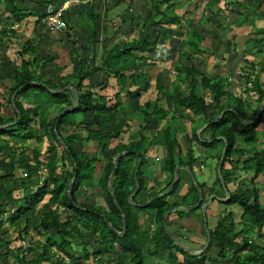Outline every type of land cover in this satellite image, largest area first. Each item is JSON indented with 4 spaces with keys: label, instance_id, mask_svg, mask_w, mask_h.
I'll list each match as a JSON object with an SVG mask.
<instances>
[{
    "label": "trees",
    "instance_id": "trees-1",
    "mask_svg": "<svg viewBox=\"0 0 264 264\" xmlns=\"http://www.w3.org/2000/svg\"><path fill=\"white\" fill-rule=\"evenodd\" d=\"M60 1L0 0V58L6 59L4 54L10 43L9 36L15 34L17 25L31 15L36 16L35 23H42L45 4ZM196 1L189 0L188 4L197 7ZM220 1L205 0L201 16L194 21L184 18L189 12L186 8L181 14L174 12L177 0H145L147 15L141 23L131 25L134 32L109 47L103 40L98 59L95 46L99 42L101 14L96 10L94 0L87 1L82 5L83 11L78 19L79 22L85 21L81 24L84 36H80L69 22L61 30L65 40L72 45L68 53L71 69L64 74L57 72L60 67L54 63L55 54L40 51L34 37L23 38L17 51L19 64L8 73L0 74V84L7 91L3 99L11 110V113L0 111V125L13 122L0 127V264H82L83 260L102 255L107 257L106 264H264V246L254 241V237H261L264 232V205L259 200L255 181L258 176H264V147L257 145L260 133L257 127L264 122V87L258 74L251 77L242 68V76L246 75L244 89L253 91L255 99L237 95L228 90L229 80L224 73L203 69L201 57L203 53L212 54L209 50L211 42L205 45L206 35L202 30L210 23L205 14L207 11L212 13L215 10L223 16L215 21L223 38L231 24H244L245 9L247 16L250 13L253 16L260 1L247 5L244 0H223L224 8L219 6ZM250 7L253 8L251 12L248 11ZM227 8L236 14L232 21L223 13ZM65 19L67 22L66 14ZM197 25L202 27L201 30L195 27ZM106 31L104 26L102 33L106 35ZM182 33L180 46L175 49L171 61L174 76L169 87L163 83L161 70L158 71L154 83L155 97L138 104L137 135L126 141L131 125L122 103L132 98V94H140V89L133 93L128 86L140 81L141 88H145L143 83L147 78L143 68L155 66L156 60L151 58L152 55L157 50L164 51L162 44ZM248 40L253 43L249 48L264 54V28L256 30ZM87 48L89 51L82 55L81 52ZM244 62L255 68L253 62L247 59ZM51 63L55 73H59L56 78L55 73L51 76L44 74L46 65ZM213 67L218 66L215 64ZM99 75L104 78L92 82L90 78ZM111 77L116 82L113 96L98 93L96 88L104 90ZM66 85L77 90L78 105L72 111H65L58 119L61 109L72 104L73 95L69 90L52 92L50 89ZM16 89L12 103L11 95ZM165 90L168 92L165 100L170 108L162 103ZM2 106L0 101V110ZM162 121L163 125L159 126ZM188 123L191 124L190 130L187 129ZM205 124L198 136L196 131ZM150 125L159 128L155 127L152 133L149 132ZM181 133L188 142L185 147L178 137ZM116 138L119 140L110 146L112 139ZM28 140H33L35 145L26 147ZM44 141L48 144L41 152L40 144ZM75 142H92L94 150L75 149ZM239 143L243 146L237 147ZM155 145L162 146L164 151L161 169L166 180L158 190L161 177L154 178L149 170L144 169L147 162L144 154L148 147ZM195 145L215 150L218 159L214 167L215 179L209 187L205 181H196L202 194L199 205L193 209L175 210L178 216L199 210L207 199L204 194L206 188L207 196L210 193L225 196L217 175L220 159L225 187L235 174L239 177L237 171L252 174L249 185L244 183L242 191H229L226 187L230 198L225 202L216 201L224 206H240L237 220L231 210H222L211 227L208 207L206 209L210 231L206 248L215 249L212 255L204 251L198 254L184 251L174 244L163 227L165 211L196 202L197 191L193 182L189 180L184 193H181L184 180L180 177L170 192L156 196L171 183L176 165L193 169L195 163L202 159V151L198 156L194 154ZM123 150L126 153L119 157L113 175V199L108 176L113 168V158ZM42 154L46 155L45 160L40 158ZM97 162H101V173L95 178ZM17 169L24 172L22 177H15ZM181 171L187 173L185 169H179ZM73 176L69 197L68 187ZM92 181L100 189L103 204L87 203L84 196L80 197L83 186ZM148 181L153 185H148ZM136 184L138 190L131 203L128 196ZM14 190L18 195L13 193ZM146 211L152 212L151 232L143 229L139 222V212ZM198 215L203 227L201 212ZM108 224L117 232L124 225V233L118 235ZM31 230L38 235H46L45 240L29 242L28 239L22 248L19 242ZM10 231L15 236L8 239L6 236ZM84 232L87 235L84 236ZM86 239L92 240L95 247ZM17 241L18 244L13 246ZM153 257L157 258L156 262L152 261Z\"/></svg>",
    "mask_w": 264,
    "mask_h": 264
},
{
    "label": "rangeland",
    "instance_id": "rangeland-1",
    "mask_svg": "<svg viewBox=\"0 0 264 264\" xmlns=\"http://www.w3.org/2000/svg\"><path fill=\"white\" fill-rule=\"evenodd\" d=\"M204 1L205 0H199L198 2L196 1L197 2V7H194L193 5H191V3L188 4L189 0H177L176 5L174 7V12L181 14L183 12V9L186 8V9L189 10V12H187V14L184 15V18H190V19H193L194 21H197L198 18L202 14ZM255 1L256 0H244V3H246L247 5H251V3L255 2ZM263 1L264 0H260V5H259V8H258L260 13H258L256 15L253 12V17H255L256 20L259 19V15L260 14H264V3H263ZM123 3L121 2L120 5L116 7V9L118 10V15L119 16L120 15L122 16V14L124 12H126L127 9H128V5L125 4V3L123 4ZM220 5H221L222 8L225 7V4H224L223 1L220 2ZM235 8H237L238 10H241V7H239V6H236ZM252 10H253V8H249L248 9V11H250V12ZM245 12H247L246 9H245ZM223 13L229 15L230 21H232L236 17V14L231 12V10H229V8L224 10ZM205 14L208 17L210 23L207 24V25L204 24L205 28H203L202 30H204L205 35H206V43H205V45L208 46V44H210V42H211L209 50L211 51L212 54H210V55L207 54V53L201 54V57L204 60L203 69H205V70H207L209 72L213 71L214 73L216 71L219 74L224 73V75H226L228 77V80H229V83L227 84V88H228L229 91H231V92H233V93H235L237 95H241L244 98L249 97L250 99H255V94H254L253 91H246L244 89V87H245L244 79H245L246 75H244V77L242 76V74L244 73L242 68H245V70L249 74H251V77H253V75L258 74V79L261 82L262 87H264V55L262 53H258V54L253 53V54L249 55V58L252 60V62L255 65V68H253V69L251 68L249 63L244 62L245 51H243V47L245 46L246 48L249 49V47L252 46V44H253L252 42L248 41V38L252 37V35L254 34V32L250 30V26L247 25L250 22L249 23L246 22L245 24H243L240 27L236 26L234 23L231 24L232 27H228V29L225 30V36H223V38H222L221 37L222 36L221 31L219 30V27H217V25L215 24V21H217V19H221L223 16L221 14L216 13L215 10L212 11V13L207 11ZM114 16H117V15L114 14ZM251 16H252V14H250V17ZM27 20H25L23 22H26ZM256 20H254V22H256ZM182 22H183L182 23L183 28H185L186 24L184 23V20ZM29 23L31 24V22H29ZM222 23H223V21H222ZM43 24H44V22H43ZM29 27H30V25L22 24V25L19 26V30L21 32H23V33L29 34V31H30V30L28 31ZM195 27L198 28L199 30H201V28H202V27H199V25H197ZM255 27H258V26L255 25ZM46 29H48V28L46 27ZM251 29H253V28H251ZM254 29H256V28H254ZM50 31H52V30H50ZM63 32L64 31H58V35L63 40H61V41L58 40L56 38L57 35L55 37L56 39H54L55 41L61 42V44L55 50L56 52H54V53H57V61L55 60V62L58 63L57 65L60 64V68L59 69H61V70L65 69V65L69 64L68 59H67V53L70 52L69 49L71 47L70 45H68L69 42L64 40L65 38H64V33ZM130 32H131L130 31V27H128L127 29H123V31L119 29V30H117V31H115L113 33L111 32V37L108 38L106 45L110 46L113 42H116L118 39H120L122 37H125L128 34H130ZM79 34L82 37L84 36L83 32H80ZM213 35H214V38H213ZM51 36L52 35H50V38L52 40ZM182 37H183V33H182V35L180 34L177 37V40L170 41V43H172V46L170 48H174V49L170 50L169 53H167L166 55L161 50L160 51L157 50L158 52H156L154 54L155 56L152 55L151 58H154L156 60V65L152 66L150 68V71H148L149 69H146L147 75L151 79V88H149V90H147L146 93L143 94L144 97L140 99V102L144 101L147 98L155 97L156 89L154 87V83H155V75H156V73L158 71L161 70L162 75H163V83L166 85V87H169V82L173 79V76H174V74L172 72L171 61H172V58H173V54L176 53L175 49L180 46V42L179 41L181 40ZM45 42H46V44H44L43 42H39L38 45L42 49H45L47 46L50 47L52 45V43L48 42L47 40H45ZM11 43L16 45V46L20 45L19 41L16 40V38H12L10 44ZM163 46H164V44H163ZM10 52L12 54H15L14 49L10 50ZM166 56H167V58H166ZM17 57H18V55H17ZM215 64L218 66L217 68L213 67V65H215ZM46 66H47L49 72L47 71V68H45L46 69V71L44 73L45 76H51L53 73L56 72V69L54 70V68L52 66V63L51 64H47ZM11 68H12V66L9 65V63H6L5 59L0 58V74L1 75H4V74L8 73ZM57 72H60V70H58ZM58 75H59V73H55V77L54 78H56ZM95 77L96 76H93L92 78H90L92 80V82H94ZM99 79H101V78H99ZM103 91L107 92L109 90L105 89ZM6 93H7V91H5L3 86L0 84V101L3 103V106L1 107L0 111H2L3 113L6 112V111L8 113H11V110H10L9 106L6 105V103H5L4 99H3V97L4 98L6 97ZM167 94H168V92L165 90V95L164 94L162 95V99H163L162 103L165 106L169 105L168 103H166ZM132 96H133L132 98L135 99V95L132 94ZM126 101H124V102H126ZM251 102L253 104V101H251ZM130 107L131 106L128 105V109L130 110L132 117H134V118H130V120H131V122L133 124H135L134 125L135 128H137L136 122L139 123L138 122L139 121V112H138V109H137V112L136 111L132 112V111L134 109H136V107H138V105L136 104V105L132 106V108H130ZM135 118H137V119H135ZM163 123H164V121H162V123H160V126ZM190 126H191V124L188 123V125H187V129L188 130H190ZM153 128H155V127H153ZM257 129L260 132L258 134L259 142H258L257 145L260 148H263L264 147V143H263V141H264V122L261 123L257 127ZM148 134H150V133H148ZM149 136H151V134ZM178 137H180V136L178 135ZM128 139H129V137L127 138V140L126 139L125 140L128 141ZM261 142H262V144H261ZM181 143H182V146H183V141L182 140H181ZM47 144L48 143L46 141H44L42 144H40L41 152H44ZM33 145H35V142L33 140H28L25 143L26 147H31ZM240 146H243L242 143H239L237 145V147H240ZM201 151L203 152V154H201L202 159H199L197 161V163L199 165L202 164L201 168H200V172H196L195 171L193 173V175H194V179L196 181H198V182L205 181L206 184H207L206 186L208 187V185L209 186L212 185V183H213V181L215 179L214 167H215V164L217 163L218 159H217V156L215 157V150H213V149H211L209 147L203 148V147L197 146V145L194 146V153H196L197 156L200 153H202ZM4 153H6V150L4 151ZM45 156H46L45 154H42V156L40 158L42 160H45ZM219 162H221V159L219 160ZM219 162H218V164H219ZM226 167L229 168L228 163L226 164ZM217 170H218V166H217ZM17 171H20V170H17ZM237 173L239 174V177H236L237 174H235L236 176L234 175L233 180H231L230 182H228L226 184V187L229 189V191L240 192V191H242L244 189V187H243L244 183L249 185L248 180H249V178H250V176L252 174H250L248 172H245V171H242V172H238L237 171ZM186 174H185L184 171L179 172V175L181 176V178L183 177V175H185L186 177L189 176V180L192 181V179H190V174H189L188 171H187ZM217 175H218V171H217ZM260 176H258L255 181H256V186L258 187L259 200L264 205V176H261V177ZM15 177H19V174L15 173ZM218 177H219V175H218ZM182 180H184V179L182 178ZM241 180L243 181L242 183H240ZM13 193L15 195H18V192L16 190H14ZM211 205H212V209L210 208V210H208V213L210 215V219H209L210 223L209 224H210L211 227L214 225V221H215L216 216H218L219 213L222 210H231L233 212L236 220H237V217H238V215H239V213L241 211L240 206H238L237 204L225 205V206L222 205V204H217L216 206L215 205L213 206V202H212ZM7 210L10 211V208H8ZM199 212H200V209L197 210L196 213L198 214ZM7 214H8V212H7ZM200 233H201V239H200V241L197 242L196 245L195 244L193 245L195 247H199L200 245H202L204 243L205 239H206L204 231L200 232ZM14 234L15 233L12 234L11 231H10V232H8L6 237L8 239H11L12 236H15ZM31 234H32L33 237L31 235H27V237H26L27 239H29V242L36 241V240H38L37 238H39V239L44 241L45 236H46V235H42V236L38 235L37 236L33 232H31ZM254 241L256 243H259L261 246H264V232H263V235L261 237H256V238L254 237ZM20 243H21V240H20L19 244ZM26 243H27V241H26ZM17 244H18V241L14 242L12 245H17ZM190 247H192V246H190ZM214 251H215V249L212 248V247L210 248V250H208L207 248L204 250V252L206 254H208V255H212L214 253ZM85 264H94L92 258L87 260V263H85ZM161 264H165V263L161 262ZM227 264H230V263L227 262Z\"/></svg>",
    "mask_w": 264,
    "mask_h": 264
},
{
    "label": "crops",
    "instance_id": "crops-1",
    "mask_svg": "<svg viewBox=\"0 0 264 264\" xmlns=\"http://www.w3.org/2000/svg\"><path fill=\"white\" fill-rule=\"evenodd\" d=\"M87 1H91V0H78L77 2H70L68 4V8H67L66 13H65L66 17H67L66 24L68 22L70 24L72 23L74 28H76V31L83 32V33H84V30L81 29V24H85V21H83V20L81 21L80 20V22H79L78 19H79V16H80L79 14L83 11L82 5L85 2H87ZM221 1H223V0H221ZM94 2H95L96 10L101 14V16H100V32H99V35H98L99 42L95 46L96 56H97L96 59H97L100 56V53H101L102 41L104 40V41L107 42L108 38L111 37V32H113V30H115V29L119 30L120 29V30L123 31V29H127L128 27H130L131 32L134 31V29H132L131 25H137V23H141V21L147 15L148 11L144 8L145 0H94ZM121 2L122 3L124 2L125 4H127L128 5V9H127L126 12H124L122 14V16L121 15L119 16L118 15V10L116 9V7L119 6ZM220 2H219V6L221 7ZM263 3H264V1H263ZM250 8H252V7H250ZM247 13L248 12H245V14H244V19L245 20H243V23L245 24L246 22L247 23L250 22L247 25L250 26V30L251 31H253L255 33V31L258 30V28H264V19H263L264 18V14H260L259 15V19L256 20L255 17H253V16L250 17L251 13L248 16H247ZM258 13H260L259 9H257L255 14L257 15ZM114 14H116L117 16H114ZM27 19L28 20L26 22H21V24H19V25H17L15 27V34L9 36L10 42H11L12 38H16V40H18L19 44L21 45V41L23 40L24 37H26V36L34 37V39L36 40V45L39 48V50L42 51V52H49L50 51L51 53L55 54L56 55L55 60L57 61V53H54V52H56L55 50L61 44V42L55 41L54 39L57 38L60 41L63 40L58 35V31H50V30L46 29V27L43 24V22L42 23H35L36 16H34V15L29 16ZM254 20H256V22H254ZM29 22H31V24ZM22 24L30 25V27L28 28V31L30 30L29 34L23 33V32H21L19 30V26L22 25ZM242 25L243 24H241V26ZM255 25H257L258 27H255ZM104 26H106V28H107V31H106L107 34L106 35H105V32L102 33V29L104 28ZM238 27H240V26H238ZM251 28H253V29H251ZM254 28H256V29H254ZM50 35H52L51 36L52 40L50 38ZM56 35H57V37H56ZM45 40H47L48 42H51L52 45L50 47L47 46L45 49H42L38 45V43L39 42H43L44 44H46ZM173 40H177V36H175ZM165 43H164V49L165 50L163 52L166 55L167 53H169V49L172 46V43H170V41L169 42H165ZM20 45L16 46V45H14L12 43L11 44L9 43L8 47L5 50V54H4L5 57L4 58H6L5 59L6 63H9V65H11L12 68L15 67L17 64H19V58L17 57V51L20 48ZM68 45L71 46L70 49H69L71 51L72 45L70 43H68ZM12 49H14L15 54H12L10 52V50H12ZM88 51H89V48H87V50L85 52H83V53L81 52V54L84 55ZM243 51H245V58L244 59H247V60H249L251 62H252V60L249 58V55L253 54V53H255V54L259 53V52H255L253 50V48L247 49L245 46L243 47ZM166 58H167V56H166ZM67 59H68V62H69V54L68 53H67ZM55 60H54V63L56 65L58 63L55 62ZM58 66L60 67V64ZM70 69H71L70 64H67V65H65V69H62V70L58 69V70H60L61 74H64V73L70 72ZM146 69H149L148 71H150V68L149 67H144L143 70H142V72L146 75V78H147V81L143 83L145 88H143V89L141 88L140 81H138L137 84H135V85L133 84V85L128 86V90H131L133 93L140 89L139 90L140 94H139V96H135V99L134 98H128L127 101L125 100L126 102L122 103L123 109L126 112L128 118H129V123L131 125L130 126V129H131L130 132L131 133H130L129 138H133V139L137 135V128H135V126H134L135 124H133L131 122V120H130V118H134V117H132L131 112L128 109V105H130L131 106L130 108H132V106H134L136 104L138 105L139 103H142L143 101L140 102V99L143 98L144 97L143 94L146 93V91L149 90V88H151V79H150V77H148ZM99 78L103 79L104 76L103 75H99L98 77H95V81H99L100 80ZM86 82H87V80H86ZM108 83H109L108 87H106L105 89H108L109 91H107V92L105 91L104 92L103 90H99V87L96 88V91L98 93H100V94H105V95H107L109 97H112L113 94L116 91L115 79L112 78V77L108 78ZM131 97H133V96L131 95ZM169 106L168 107L165 106V107L166 108H170ZM137 109H138V107H136V109H134L132 112H134V111L137 112ZM135 119H137V118H135ZM138 124L139 123L136 122V126H138ZM159 126H160V124H159ZM159 126L150 125L149 126V132H152V133L155 132L156 128H153V127L159 128ZM190 128H191V126H190ZM179 139H180V141L181 140L183 141V146L184 147L187 146L188 142H187L186 139H184V135L183 134H180ZM118 140H119L118 138L112 139L110 146H114ZM74 146H75V149L79 148V149H81L83 151H93L94 150V144L92 142H88V143L87 142L86 143L85 142L84 143L83 142H75ZM194 154L196 155V153H194ZM163 155H164L163 148H162V146H159V145H155L153 147H148L147 152L144 154V157L147 160L146 164L144 165V169L145 170H149L151 175H152V177H154V178H158V176L161 177L159 185L157 186V190L160 189L161 187H163L165 185V183H166L165 176L162 175L163 171L161 169L162 163H163ZM100 163L101 162H97L96 163V167H95V171H94V177L95 178H98L100 176V173H101ZM201 165L202 164L199 165L196 162L194 167H193V169H191L192 172L193 173L195 171L196 172H200ZM180 169H184V168H180ZM17 170H20V171H17ZM17 170L15 171V173L19 174V177H22L24 175V172L21 169H17ZM19 177H16V178H19ZM180 177L181 176H179V178ZM182 178L184 179V183H183V185L181 187L180 192L184 193V191H185V189L187 187L186 183L189 180V176L186 177L185 175H183ZM190 179H191V177H190ZM148 185L152 186L153 182L152 181H148ZM208 187H209V185H208ZM205 190H206L205 193H204L205 197L208 198L209 195L207 196V188ZM83 196H84V198H86L87 203L103 204V200H102V197H101L100 189H99V187H98V185L96 184L95 181L87 183V184H85L83 186L82 193L80 194V197H83ZM216 201L217 200H215V202L213 203V206L217 205ZM210 208L212 209L211 202L208 205V210H210ZM185 210H188V209H185ZM196 212L183 213V215L178 216L173 211L172 213H170L166 217V222H167V226H168L169 230L173 233V235L181 243H183L184 245L189 246V247L190 246L195 247L193 245L194 244L196 245L197 242L200 241V239H201V233L200 232H203V229H202L203 227H202L201 222H200V217H199V215ZM151 217H152V212H148V211L139 212V222L141 223L142 228L147 230V231H150V232L153 229V223L151 221ZM31 232L35 233L34 231L31 230L30 234H29L31 236H32ZM82 233H83V231H82ZM86 233L87 232H84V236L87 235ZM36 235L38 236V234H36ZM25 239H26V241L28 243V239L27 238H25ZM37 239H38V241H43V240H41L39 238H37ZM86 241L89 242V241H92V240H90V239L87 240L86 239ZM90 244H91V246L93 248L96 245L93 241ZM79 253H80V251H78V254ZM91 258H92L94 264H106V262H107L106 261V259H107L106 255H102V256H100L98 258L90 257L89 259H91ZM152 261L156 262L157 258L153 257ZM81 263L85 264V263H87V260H83Z\"/></svg>",
    "mask_w": 264,
    "mask_h": 264
},
{
    "label": "water",
    "instance_id": "water-1",
    "mask_svg": "<svg viewBox=\"0 0 264 264\" xmlns=\"http://www.w3.org/2000/svg\"><path fill=\"white\" fill-rule=\"evenodd\" d=\"M52 92H62V91H65V90H69L71 91L72 95H73V102L71 105L67 106V107H64L63 109H61V111L59 112L58 114V119L61 117V115L65 112V111H72L74 110L77 105H78V100H79V94L77 92V90L73 87V86H70V85H66V86H63L61 88H58V89H50ZM18 91V89H16L12 96H11V102L13 103L14 101V96L16 94V92ZM262 104H264V98H263V101H262ZM262 110V107L259 109L257 115L261 112ZM222 114V113H221ZM220 114V115H221ZM256 115V116H257ZM13 122H9V123H5L3 125H0V127H5L9 124H12ZM206 126V124L204 126H202V128H199L197 131H196V134L199 136L201 130ZM61 143L62 140H60ZM64 145V144H63ZM126 151H120L116 154V156L113 158V168H112V171L111 173L109 174L108 176V185L110 187V192H111V197L114 199L115 198V195H114V189H113V175H114V172L116 170V165H117V162H118V159L119 157H121L123 154H125ZM139 161L137 162V165H138ZM136 165V167H137ZM220 166H221V162H219L218 164V175L220 177V181L223 185V189L225 191V196L224 197H219L217 196L215 193H210L208 198L206 199V201H204L203 203H201L200 205V212H201V216H202V221H203V228H204V231H205V234H206V239L204 241V243L202 245H200L199 247H188L184 244H182L174 235L173 233L169 230L168 226H167V222H166V217L167 215H169L170 213H172L173 211L175 210H178V209H193L195 207H197L202 199V194H201V190L198 186V184L196 183L195 179H194V175H193V172L191 169H189L187 166H184V165H176L175 168H174V178L172 179L171 183L169 184V186L167 187V189L159 194H157L156 196H162L164 194H167L168 192L171 191V189L173 188L174 184L176 183V181H178L179 179V169L180 168H184L186 169L189 174H190V177L193 181V184H194V187L197 191V200L194 204H191V205H187V206H184V205H180V206H176V207H172L170 209H168L167 211H165L163 213V217H162V221H163V227H164V230L166 232V234L173 240L174 244H176L178 247H180L181 249H183L184 251L188 252V253H191V254H198L202 251H204L206 249V247L208 246V243L210 241V231H209V228L207 226V217H206V208L208 207L209 203L212 201V199H215L217 200L218 202H225L227 201L229 198H230V193L229 191H227L226 187H225V184L224 182L222 181V177H221V173H220ZM74 176L71 178L70 182H69V187H68V195L70 197V190H71V187H72V183L74 181ZM138 190V185L136 184L135 185V188L133 190V192L128 196V201L132 203V196L136 193V191ZM121 216L123 218V212H121ZM109 227L115 231L118 235H122L124 233V229H125V226L123 225V229L120 231V232H117L110 224H108Z\"/></svg>",
    "mask_w": 264,
    "mask_h": 264
},
{
    "label": "built area",
    "instance_id": "built-area-1",
    "mask_svg": "<svg viewBox=\"0 0 264 264\" xmlns=\"http://www.w3.org/2000/svg\"><path fill=\"white\" fill-rule=\"evenodd\" d=\"M78 0H62L60 2H48L45 4L43 22L45 27L52 31H61L66 27L65 13L70 2ZM21 247L24 248L26 240H21Z\"/></svg>",
    "mask_w": 264,
    "mask_h": 264
}]
</instances>
